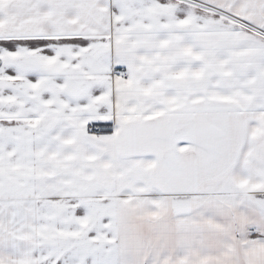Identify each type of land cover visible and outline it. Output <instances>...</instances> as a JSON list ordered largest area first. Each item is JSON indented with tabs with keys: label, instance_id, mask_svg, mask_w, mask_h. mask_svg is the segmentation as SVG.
<instances>
[{
	"label": "snow or ice",
	"instance_id": "1",
	"mask_svg": "<svg viewBox=\"0 0 264 264\" xmlns=\"http://www.w3.org/2000/svg\"><path fill=\"white\" fill-rule=\"evenodd\" d=\"M0 264H264V0H0Z\"/></svg>",
	"mask_w": 264,
	"mask_h": 264
}]
</instances>
